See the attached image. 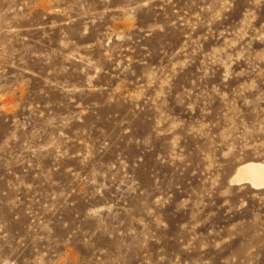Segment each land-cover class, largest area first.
Instances as JSON below:
<instances>
[{
    "label": "rangeland",
    "instance_id": "374dc122",
    "mask_svg": "<svg viewBox=\"0 0 264 264\" xmlns=\"http://www.w3.org/2000/svg\"><path fill=\"white\" fill-rule=\"evenodd\" d=\"M264 0H0V264H264Z\"/></svg>",
    "mask_w": 264,
    "mask_h": 264
},
{
    "label": "bare ground",
    "instance_id": "6f19581e",
    "mask_svg": "<svg viewBox=\"0 0 264 264\" xmlns=\"http://www.w3.org/2000/svg\"><path fill=\"white\" fill-rule=\"evenodd\" d=\"M232 183L251 184L253 188L260 189L264 187V163L249 162L238 167L232 177Z\"/></svg>",
    "mask_w": 264,
    "mask_h": 264
}]
</instances>
